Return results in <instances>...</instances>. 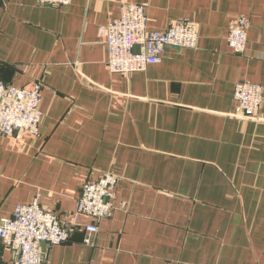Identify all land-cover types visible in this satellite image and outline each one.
Instances as JSON below:
<instances>
[{"label":"crops","instance_id":"1","mask_svg":"<svg viewBox=\"0 0 264 264\" xmlns=\"http://www.w3.org/2000/svg\"><path fill=\"white\" fill-rule=\"evenodd\" d=\"M123 2L146 6L149 30L196 23L197 47L113 73L99 29ZM239 16L242 54L227 41ZM243 79L264 87V0H0V80L43 84L39 134H0V220L38 198L72 226L82 185L112 172L94 243L73 227L43 245L44 264H264V98L238 115ZM12 261L0 239V264Z\"/></svg>","mask_w":264,"mask_h":264},{"label":"built area","instance_id":"2","mask_svg":"<svg viewBox=\"0 0 264 264\" xmlns=\"http://www.w3.org/2000/svg\"><path fill=\"white\" fill-rule=\"evenodd\" d=\"M70 2L37 0L42 6H60ZM148 19L144 4L123 2L120 15L100 27L99 35L105 38L108 48L107 64L113 73L146 70L149 65L162 60L167 47H197V24L178 19L170 22L164 30H149ZM248 26L245 16H239L233 23L227 37L233 52L242 54L246 51ZM42 91L40 80L34 81L32 88L17 87L0 80V134H39ZM234 97L237 114L255 118L263 102L264 87L243 79L235 84ZM118 183L119 176L112 172H105L96 180H87L81 187L72 226L65 224L57 213L44 208L38 198L30 203L18 204L12 216L0 220V239L13 253L12 264H44L43 245L68 242L72 230L78 226L84 228V242L92 245L100 220L109 217L115 208ZM80 215H86L91 222L82 225L78 219Z\"/></svg>","mask_w":264,"mask_h":264},{"label":"rangeland","instance_id":"3","mask_svg":"<svg viewBox=\"0 0 264 264\" xmlns=\"http://www.w3.org/2000/svg\"><path fill=\"white\" fill-rule=\"evenodd\" d=\"M192 23H194V22H192ZM194 24H196V23H194Z\"/></svg>","mask_w":264,"mask_h":264}]
</instances>
